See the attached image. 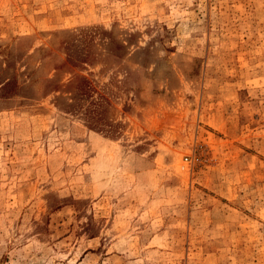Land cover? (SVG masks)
<instances>
[{
    "label": "rangeland",
    "instance_id": "374dc122",
    "mask_svg": "<svg viewBox=\"0 0 264 264\" xmlns=\"http://www.w3.org/2000/svg\"><path fill=\"white\" fill-rule=\"evenodd\" d=\"M0 264H264V0H0Z\"/></svg>",
    "mask_w": 264,
    "mask_h": 264
}]
</instances>
